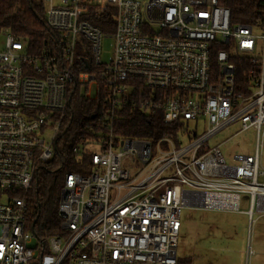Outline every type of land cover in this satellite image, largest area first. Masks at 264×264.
Returning a JSON list of instances; mask_svg holds the SVG:
<instances>
[{
	"label": "built area",
	"instance_id": "2783aa9c",
	"mask_svg": "<svg viewBox=\"0 0 264 264\" xmlns=\"http://www.w3.org/2000/svg\"><path fill=\"white\" fill-rule=\"evenodd\" d=\"M261 1L243 23L219 0H43L48 47L31 52L1 31L0 264H186L185 208L239 211L245 198L251 223L264 217ZM75 90L101 105L91 135L71 144L61 233L42 236L28 194L66 144ZM130 112L159 116L164 131L120 134ZM234 125L254 130L256 144L229 163L209 142Z\"/></svg>",
	"mask_w": 264,
	"mask_h": 264
},
{
	"label": "trees",
	"instance_id": "16d2710c",
	"mask_svg": "<svg viewBox=\"0 0 264 264\" xmlns=\"http://www.w3.org/2000/svg\"><path fill=\"white\" fill-rule=\"evenodd\" d=\"M219 3L230 8L233 18L243 23L251 22L262 6L261 0H219ZM99 26L103 27L101 24ZM4 28L17 38L26 40L34 53L48 47L54 36L46 24L43 0H0V33ZM77 90L71 97V124L64 138L67 145L58 148L53 162L38 172L36 183L28 194V222L42 236L61 233L59 191L65 174L74 171L71 144H75L79 137L85 139L91 135L85 130L86 123H90L92 114L101 105L100 101L87 98ZM124 116L117 121V129L127 137L155 138L159 134L156 129L164 131V123L159 116L150 118L139 112Z\"/></svg>",
	"mask_w": 264,
	"mask_h": 264
},
{
	"label": "rangeland",
	"instance_id": "374dc122",
	"mask_svg": "<svg viewBox=\"0 0 264 264\" xmlns=\"http://www.w3.org/2000/svg\"><path fill=\"white\" fill-rule=\"evenodd\" d=\"M1 47H4L2 38ZM111 52L112 42L105 39L102 42L103 60H108ZM239 130V125L231 126L209 142L210 147L221 144L220 148L229 163L234 162L232 155H250L255 150V131L250 129L236 134ZM240 206L239 211L185 208L178 238L179 259L188 264H264V217L256 216V224L252 225L249 216L244 214L249 209L245 198ZM249 246L253 251L250 262Z\"/></svg>",
	"mask_w": 264,
	"mask_h": 264
},
{
	"label": "crops",
	"instance_id": "0c3cea01",
	"mask_svg": "<svg viewBox=\"0 0 264 264\" xmlns=\"http://www.w3.org/2000/svg\"><path fill=\"white\" fill-rule=\"evenodd\" d=\"M219 146H221V144L219 145ZM223 152V151H222ZM223 154H224V152H223ZM253 154V153H252ZM235 155V154H234ZM234 155H232V157L234 156ZM225 156V155H224ZM245 200H247V199H245ZM248 201V200H247ZM249 204V203H248ZM248 210H246V211H244V214H246L247 216H249L246 212H247ZM249 219H250V217H249ZM255 219H256V217H255ZM250 224H256V221L254 222V223H251V219H250ZM182 226V225H181ZM249 250V257H248V260H249V262H250V258H251V254H252V248H251V246H249V248H248ZM181 260V259H180ZM181 262H183V263H186V264H188L187 262H185V261H183V260H181ZM250 264V263H249Z\"/></svg>",
	"mask_w": 264,
	"mask_h": 264
}]
</instances>
